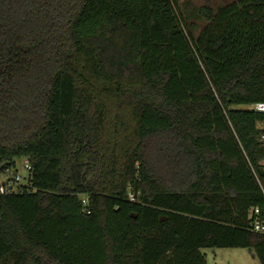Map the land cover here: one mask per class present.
<instances>
[{
  "label": "trees",
  "instance_id": "1",
  "mask_svg": "<svg viewBox=\"0 0 264 264\" xmlns=\"http://www.w3.org/2000/svg\"><path fill=\"white\" fill-rule=\"evenodd\" d=\"M190 5L0 0V264H264V0Z\"/></svg>",
  "mask_w": 264,
  "mask_h": 264
},
{
  "label": "rangeland",
  "instance_id": "2",
  "mask_svg": "<svg viewBox=\"0 0 264 264\" xmlns=\"http://www.w3.org/2000/svg\"><path fill=\"white\" fill-rule=\"evenodd\" d=\"M193 11L202 5H210L213 8H220L226 4L237 0H190ZM180 7L184 10L186 0H178ZM198 32L196 33V35ZM26 159H17L15 168L10 171L9 176L14 173L22 178L21 183L25 184L28 178V170L25 168ZM6 175H0V182L6 179ZM205 256L208 264H259L257 257H255L250 249L247 248H205L201 250Z\"/></svg>",
  "mask_w": 264,
  "mask_h": 264
},
{
  "label": "built area",
  "instance_id": "3",
  "mask_svg": "<svg viewBox=\"0 0 264 264\" xmlns=\"http://www.w3.org/2000/svg\"><path fill=\"white\" fill-rule=\"evenodd\" d=\"M250 108L255 110V111H257V112L264 113V101L252 104V105H250ZM261 141L264 142V132H263V134L261 136ZM25 168L27 170L31 169L28 160H26V162H25ZM9 173H10V171L6 173V177L7 178L5 179V181L7 182V186L6 187H2V189H1L2 192H5V191L11 192L12 190L15 189L13 187L16 184L19 185L20 182H21L22 178L18 175V173H14L13 176H11V177L9 176ZM131 199L133 200L134 198L131 197ZM83 203L84 204L87 203L86 199L83 200ZM255 212L257 213L258 210L256 209ZM252 226H253L254 231H256V232H263L264 231V225L261 224V222L258 219L252 223Z\"/></svg>",
  "mask_w": 264,
  "mask_h": 264
}]
</instances>
